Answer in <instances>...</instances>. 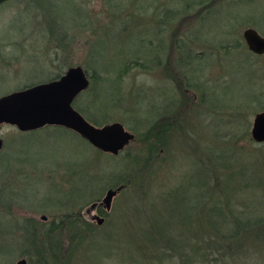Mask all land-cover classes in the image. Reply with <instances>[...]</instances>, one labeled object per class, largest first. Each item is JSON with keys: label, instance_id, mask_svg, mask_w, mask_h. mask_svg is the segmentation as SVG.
<instances>
[{"label": "rangeland", "instance_id": "obj_1", "mask_svg": "<svg viewBox=\"0 0 264 264\" xmlns=\"http://www.w3.org/2000/svg\"><path fill=\"white\" fill-rule=\"evenodd\" d=\"M249 27L264 36V0L1 4L0 96L81 65L90 85L94 79L78 99L84 117L97 126L121 122L135 139L113 155L61 125H1L0 264H39L33 236L44 250L56 236L70 250L61 261L48 255L51 264H264L255 249L206 263L188 246L215 196L214 156L233 165L219 167L222 176L242 170L262 182L251 194L246 179L234 184L264 212V174L252 169L257 163L264 173V142L251 132L264 111V55L249 50ZM226 44L237 49L225 53ZM120 184L110 210L91 207ZM156 212L173 218L171 236L189 261L151 234L163 221ZM64 214L80 220L70 224ZM180 214L190 222H177Z\"/></svg>", "mask_w": 264, "mask_h": 264}, {"label": "trees", "instance_id": "obj_2", "mask_svg": "<svg viewBox=\"0 0 264 264\" xmlns=\"http://www.w3.org/2000/svg\"><path fill=\"white\" fill-rule=\"evenodd\" d=\"M67 34L68 32L65 31L62 38H65ZM59 38L61 37L59 36ZM222 47L225 53H229L232 49H237V44L233 46L226 44L222 45ZM60 75H57L54 78H58ZM91 80L92 85L94 83L93 76ZM30 86L32 85L25 86L19 90L28 88ZM88 90L82 92L73 102V106L84 116H86L87 114L79 106L80 102L78 103V99L83 96L84 93L86 94ZM160 136L159 138H161ZM214 157V167L216 168L217 172H215L214 174V184L212 183L210 189L208 190H211V188H213L215 196H207L210 201V205L207 207V215L205 214L204 218L200 217L197 219V234H194V236L196 235V240L194 241L195 243L191 242L188 245L189 249H191V251L195 255H198L201 261H205L206 263H210L213 261L219 263L221 260L227 259L228 257H235L240 254H248L252 249L263 252L264 254V212H261L262 209L258 208L257 204L249 207L248 203L252 204V202L250 203V201H248L249 198L246 201H242L240 198V194H244L242 192L243 188L238 189L237 187H235L236 181L238 179H240V181L242 179H246L245 188H251V194L253 191L252 187L255 188L256 186L261 185L257 183L262 182L256 179L252 173L250 175L247 174L248 176H245L246 172H242V170L237 171L235 174L230 173L222 176L219 167L231 169V166L233 165H231V163H228L229 159H224L222 155H217ZM262 162H264V160ZM252 169L253 171L255 170L256 173L264 174L259 170L257 171V163H254ZM124 185L125 184H120L118 187H124ZM216 193L218 195L217 197ZM219 193H221V195H219ZM234 201L236 203L241 202L248 211L242 210L238 212L234 207ZM255 207L257 208L254 209ZM156 213L158 214L159 219H163V221L157 223L153 222L157 225L155 227L152 226V230L150 231L151 234L156 235L155 237L160 238L161 241L157 240L159 243L166 244V249L168 252L172 251L178 253L182 259L183 256H185L186 260L189 261L190 257L182 254V252H185V250H187L188 248L184 245V243L179 242L177 239H175V237L177 236H171V228H173V225H176L172 221L173 218L170 216L167 217L164 214L161 217V213ZM154 218L158 217L154 216ZM189 218V215L180 214L177 216L176 221L180 223H189ZM61 220L69 221V223L71 224L74 222L78 223L80 218L79 215L78 218H76V215L74 214H64ZM32 238L33 239H31V242H33V246L31 245L32 251H30V254L35 252L34 254L38 255L37 257L39 264H51L50 260L48 259V255L50 258L53 257L54 259L61 261V253L65 251L70 252L69 249H64L65 243L62 242V240H60V237L58 236L55 237V243L54 241L52 242L49 240L50 245H47L46 250L43 249L44 247L42 245H36V243H38L36 237L33 236ZM163 247L164 246H162V248Z\"/></svg>", "mask_w": 264, "mask_h": 264}, {"label": "water", "instance_id": "obj_3", "mask_svg": "<svg viewBox=\"0 0 264 264\" xmlns=\"http://www.w3.org/2000/svg\"><path fill=\"white\" fill-rule=\"evenodd\" d=\"M7 1L0 0V4ZM243 36L251 52L264 55V36L252 27L246 28ZM89 86L87 71L81 65H76L69 67L55 80L2 95L0 126L8 124L21 131H30L48 124L61 125L77 132L95 148L117 155L135 139V134L127 130L121 122L97 126L73 106L78 95ZM251 132L255 142H264V111L255 115ZM3 143L0 138V150ZM121 190L122 186L109 189L101 204L110 210L114 197ZM95 206L96 203H93L91 207ZM99 222L102 223L103 220ZM16 264L28 263L26 259H20Z\"/></svg>", "mask_w": 264, "mask_h": 264}, {"label": "flooded vegetation", "instance_id": "obj_4", "mask_svg": "<svg viewBox=\"0 0 264 264\" xmlns=\"http://www.w3.org/2000/svg\"><path fill=\"white\" fill-rule=\"evenodd\" d=\"M6 3V2H5ZM4 4V3H3ZM1 5V4H0ZM257 30V29H256ZM263 36V35H262ZM63 75V74H62ZM62 75H60V76H62ZM59 76V77H60ZM58 77V78H59ZM55 79H57V78H54V79H52V80H55ZM51 81V80H50ZM35 85H37V84H35ZM32 86H34V85H32ZM31 87V86H30ZM4 142V141H3ZM3 145H4V143H3ZM123 188V187H122ZM96 203V206L94 207L95 209L96 208H100L101 206H102V204H101V201H98V202H95Z\"/></svg>", "mask_w": 264, "mask_h": 264}]
</instances>
